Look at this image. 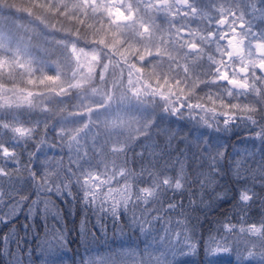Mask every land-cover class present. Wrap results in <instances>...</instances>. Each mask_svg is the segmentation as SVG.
<instances>
[{"label":"snow or ice","instance_id":"1","mask_svg":"<svg viewBox=\"0 0 264 264\" xmlns=\"http://www.w3.org/2000/svg\"><path fill=\"white\" fill-rule=\"evenodd\" d=\"M52 3L57 4L53 14L60 9H65L64 15L78 12L76 22L89 29V38L80 40L78 30L65 32L70 40H45L52 45L49 50L34 45L31 36L0 37V80L8 79L0 83V225L13 224L21 214L26 221L21 225L24 237L14 227L0 236V257H8L6 264H25L11 246L22 248L18 240L36 227L37 218L47 224L53 197L81 203L96 217L93 227L106 230L108 219L113 227L125 219V226L146 238L142 249L121 246L99 259L82 258L81 264H174L177 253L194 254L184 249L198 251L200 245L205 264H215L216 258L233 250L227 246L229 239L239 245L234 233L247 234L252 248L257 246L253 238H258L264 249V216L258 224H247L252 205L259 202L264 207V196L256 191L264 189V0H81L71 8L59 0H45L36 7L47 13ZM90 14L97 23L85 25ZM35 19L40 28L48 29L43 16ZM33 48L42 55H34ZM38 65H44L45 72L37 81L32 77L40 71ZM16 74L45 90L18 89ZM73 92L79 94L80 103L52 123L24 118V111L31 116L35 109L47 117L49 97L64 100ZM173 124H191L200 132L195 141L179 138L194 150L190 155L181 151L174 162L166 159L165 152L149 151L159 147L154 141L161 136L171 147L179 131L171 128ZM201 129H211L213 134L205 137ZM236 129L246 133L245 142L253 147L260 141L259 160L253 151L228 164L239 185L234 205L239 226L224 223V235L218 229L217 235L210 233L193 245L190 241L196 234L187 233V219L167 218L183 204L173 198L165 203L162 198L169 191L180 192L186 184L206 190L216 177L222 178L227 149L213 135L235 134ZM49 132L55 137L49 148L63 155L33 165L37 153H27V145L35 142L43 148ZM137 146L140 152H135ZM25 153L27 165L21 160ZM136 162L139 172L129 167ZM188 167L193 168L191 177L185 171ZM170 171L176 175H168ZM140 183L147 186L137 187ZM28 187L32 193L21 195ZM88 224L86 214L80 231L86 245L89 236L95 239ZM52 233L42 249L45 264H56L67 244L64 228H53ZM245 251L247 257L254 255L247 245ZM259 255L264 258V251Z\"/></svg>","mask_w":264,"mask_h":264},{"label":"trees","instance_id":"2","mask_svg":"<svg viewBox=\"0 0 264 264\" xmlns=\"http://www.w3.org/2000/svg\"><path fill=\"white\" fill-rule=\"evenodd\" d=\"M44 2L45 0H0V37L4 36L3 30L7 29L13 39L18 37L19 34H23V37L31 36L34 45L38 44L39 41L45 42L46 39L70 40L71 36L65 37L64 33H75L77 30L79 31L80 40L83 41L89 38V29L87 27H79L76 22L78 12L69 11L67 15H64L62 13L65 9H60L55 11V14H53V10H56L57 4L52 3V9L48 10L46 13L45 8L36 7L37 4ZM48 2H51V0H48ZM59 2L67 3L69 8H71L73 4L81 3V0H59ZM25 12H30L31 15H26ZM40 16H43L47 20V30L38 26L35 18ZM84 23L85 25H92L96 24L97 21L96 19H93L90 14L88 18L84 20ZM104 23L106 24L107 22ZM52 27H55L58 31L53 33L51 31ZM112 31L114 32L115 29H112ZM47 45L48 49L51 50L52 45ZM35 50L36 49L33 48V54L41 56V54ZM58 50L59 49H56L57 53ZM38 68H40V71H37L32 77L33 80L37 81L45 72L44 65H38ZM46 74L53 75L55 73L46 71ZM26 80L27 77L16 74L15 86L18 89H27L33 92H42L45 90L43 86L27 84ZM0 83H8L7 77H3V79L0 80ZM6 86L12 87L13 85L6 84ZM76 93L77 92H73L70 97L64 100L49 97L51 103L48 104V107L51 111L48 113L47 117L40 113L39 109H35L33 110L34 114L31 116L27 110L24 111V118L47 120L48 123H52L55 119L66 115L72 110V106L76 100ZM39 100L40 98L37 97L36 102L39 103ZM0 103H2V101H0ZM41 128H43V125ZM171 128L174 131L179 128V131L176 133L178 139L172 141L171 147H166L167 141L163 136H161L156 137L154 141L158 143L159 147L156 149H149V151H155L157 153L165 152L168 154L166 159L170 157L171 161L174 162L181 151H185L186 155H190L191 151L194 150L187 149L185 143L179 142V138L187 137L190 141H195L196 136L200 135V132L194 131L191 124H188L186 127L173 124L171 125ZM201 131H203V129H201ZM234 131L235 134L230 131L220 133L218 137L213 135V138H218L227 149L226 159L222 162L224 165L222 178L216 177L215 184L208 185L206 190L201 189L198 184H186L185 189H182L180 192L173 193L169 191L167 196L162 198L165 203L168 201V198H173L176 203L183 204V208L179 209L177 212L169 213L167 218H170L173 222L177 219H187V233L191 235L192 232H195L196 234L195 238L190 241L193 245H195L196 240L202 237L206 238L210 233L217 235L218 229H220L219 235H224L222 229V225L224 223L231 222L232 224H237L239 226L238 222L240 217L237 215L238 210L234 207L236 204V189L239 185L236 183L237 177L235 172L228 167V164L234 159L242 161L246 152L251 153L253 151L257 154L256 159L259 160L260 141L257 140L255 147H253L251 142H245L246 133L238 129ZM210 134H213L211 129L203 131V135L205 137ZM48 142H55L54 133L49 132ZM41 149L42 148H40L35 142L27 145V153H37V157L33 158L31 162L33 165L45 160V157L41 154ZM141 150L142 149L139 146L135 148V152H140ZM27 153H25V155L21 158L22 164L24 165L29 163ZM237 153H239V155H236ZM62 155L63 153H61V156ZM54 157L59 158L60 156L55 155ZM129 158H132V153H129ZM180 158L184 159V157ZM64 162L65 165H67L68 161L66 156L64 157ZM146 162L147 156L145 159V163ZM163 163L164 161H161V165H163ZM129 167L139 172L140 163H131ZM169 167H171V164H169ZM252 167H255V165H252ZM206 170L207 169L205 168V171ZM185 171L190 174V177L191 174H193L192 167L186 168ZM20 175L26 176L27 173L21 172ZM168 175L175 176L176 172L170 171ZM201 179H203V177ZM145 186H147L146 183H140L137 185V187ZM32 191L33 189L28 187L25 192L20 194L29 195ZM73 191H75V189H73ZM256 191L260 193L261 196H264V189L257 187ZM31 198L36 199V196L32 195ZM52 200L53 204L49 205L47 224H42L41 219L37 218L35 221L36 227L29 231V234L25 239L18 240V242L22 245V248H17L15 245L11 246L13 252H16L24 257L25 264H45L42 249L45 246V242L52 239L53 228L59 229L62 227L67 235V244L60 251L56 264H81L82 258L85 261L93 258L99 259L105 254L110 253L113 249L121 248V246L125 249L129 247L136 248L137 246L141 249L143 248V242L146 239L145 236L134 230V228L125 226V219H122L121 223L116 227H113L112 221L108 219L105 226L106 230H100L99 228L92 226L97 223L96 217L93 216L91 212L84 209L83 205L78 201H73L71 197L62 199H55L53 197ZM190 200L193 201V203L190 204ZM43 207V205L40 206L41 209H43ZM24 210L25 212L27 211V205L24 206ZM57 212H59L57 217L59 223H57V219H53V215ZM179 212H183V216H180L178 214ZM86 214L89 220L88 228L95 237V239H93L92 236H89L87 245L80 236L81 221L85 219ZM128 215L131 216V213ZM137 215H139V212H137ZM262 216H264V207L257 202L252 205L248 212L247 224H258ZM25 222L24 215L21 214L19 218L13 222V224L8 225L7 227L0 225V236H3L14 227L18 230L19 237H24V231L21 225ZM45 233H47V236ZM233 235L240 241L239 245H234L233 241L229 239L227 246L231 247L233 250L231 252H225L216 258L215 264H243L246 261H252V256L247 257L245 245H247L248 251L254 252L255 255H257L260 251H264V249L259 247L258 238H253L254 240H257V246L252 248L251 244L248 242L247 234L234 233ZM148 242L151 241L149 240ZM86 247L88 248L87 252L85 251ZM184 251L193 252L194 254L180 255L177 253L174 264H205L203 245L199 246L198 251H194L193 249H184ZM7 260V256L0 257V264H6ZM252 262L254 263V261ZM129 264H132V262L129 261ZM248 264H250V262Z\"/></svg>","mask_w":264,"mask_h":264},{"label":"rangeland","instance_id":"3","mask_svg":"<svg viewBox=\"0 0 264 264\" xmlns=\"http://www.w3.org/2000/svg\"><path fill=\"white\" fill-rule=\"evenodd\" d=\"M3 34H4V38H8L9 37V35H10V33H9V30H7V29H4L3 30ZM18 37H23V34H19L18 35ZM37 45V44H36ZM38 45H40L41 47H45V48H48V45L44 42V41H39L38 42ZM34 49H36V48H34ZM36 52H38V53H40L41 55H42V53L38 50V49H36L35 50ZM61 52V50L59 49L58 50V53H60ZM80 103V100H79V94L78 93H76V100H75V103H74V105H77V104H79ZM100 118L101 119H103L104 118V113H100ZM53 142H47L44 146H43V148L41 149V154L43 155V157H47V155H48V157H54L55 155H59V156H61V152L59 151V149H57V148H52V149H50L49 148V146L52 144ZM123 183V180H121L120 181V184H122ZM113 186L114 187H116V186H118L117 184H113ZM260 253V252H259ZM259 253H257V255H253L252 256V261H254V263H256V264H258V263H263L264 264V258H261V256L259 255ZM252 261H246V262H244L243 264H248L249 262H250V264H254Z\"/></svg>","mask_w":264,"mask_h":264}]
</instances>
